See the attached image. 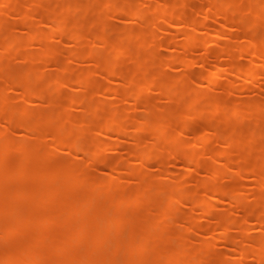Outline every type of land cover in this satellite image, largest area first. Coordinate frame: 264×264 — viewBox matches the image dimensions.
I'll return each mask as SVG.
<instances>
[{
	"label": "rangeland",
	"instance_id": "1",
	"mask_svg": "<svg viewBox=\"0 0 264 264\" xmlns=\"http://www.w3.org/2000/svg\"><path fill=\"white\" fill-rule=\"evenodd\" d=\"M191 20L200 26L194 29ZM194 38L205 44L187 47ZM243 49L264 54V0H0V131L14 146L0 161V172L13 174L5 187L38 184L17 176L21 166L69 168L79 184L63 179L60 197L38 209L58 212L62 201L92 195L86 221L110 218L113 203L131 199L120 210L124 222L93 254L96 264H120L125 256L118 246L145 231L155 234L136 264H155L177 234L190 264H264L257 259L264 246L256 244L264 243V68ZM241 65L252 79L235 70ZM25 89L31 94L22 99ZM216 102L226 118L208 121ZM12 111L16 119L9 123ZM106 120L112 127H103ZM35 147L48 153L45 160L27 159ZM188 151L198 152L196 161L186 159ZM8 196L0 191L1 201ZM168 199L175 208L161 216ZM14 201L24 211L32 206L25 196ZM246 210L256 214L246 218ZM13 214H0V226ZM61 231L59 224L47 228L50 236ZM225 234L237 243L227 244ZM35 235L34 227L9 237L0 232V254ZM87 249L80 241L36 264H62Z\"/></svg>",
	"mask_w": 264,
	"mask_h": 264
},
{
	"label": "bare ground",
	"instance_id": "2",
	"mask_svg": "<svg viewBox=\"0 0 264 264\" xmlns=\"http://www.w3.org/2000/svg\"><path fill=\"white\" fill-rule=\"evenodd\" d=\"M225 5L228 6L227 3H225ZM157 13L159 17L167 16L166 10H159ZM176 16H180V14H177ZM215 16L218 17L219 14L216 12ZM41 18L44 19L43 16ZM189 24L194 29L200 26V24L195 20H191ZM204 42L200 39L194 38L188 42L187 47L195 49L199 45L205 44ZM253 44L257 49L262 46L259 44L258 47L257 44ZM181 46L185 47L184 45ZM221 52H226V50L221 48ZM241 52L243 55L245 54L248 57H258L262 62V67L264 68L263 53H259V51L256 49H243ZM58 66L61 69L65 68L64 64L62 63H59ZM234 68L239 73H244L250 79L254 77V73L247 66H234ZM187 72L190 73L189 68L187 69ZM202 78L206 79V75L203 74ZM162 86L169 88L165 82H162ZM25 91V94H22V99H26L27 94H31L29 89H25ZM169 94L170 93L168 92L166 95ZM133 97L135 98V95H133ZM137 99L142 100L139 97H137ZM51 103H54V100ZM230 104L231 106H234L233 102H230ZM244 107L245 109L249 110L253 109V105L249 103L245 104ZM211 114V119L208 121L223 120L226 118L225 109L223 105L220 104V102L213 104L211 108ZM15 119V114L12 111L9 117V123H13ZM112 125L113 124L110 121L106 120L103 127L108 128L112 127ZM190 129H192L191 131L193 132L195 131V127L193 126L190 127ZM117 131L119 134H121L123 132V127L117 126ZM70 137L74 139L77 137V134L71 133ZM59 141L60 140L56 139V142ZM13 147V143L7 139V132L0 131V161L7 155V152L10 151V148ZM172 148L175 151L179 150L176 144H172ZM131 153L134 154V152ZM184 154L186 159L191 162L196 161L199 155L197 151H188ZM27 156V159L33 157L40 158L43 161L47 158L48 153L44 150H41L40 147H35L29 150ZM171 156H173V159H177L175 152H173ZM221 156L225 159H229L228 153H223ZM148 157L150 156H144L143 160L147 159ZM104 163L109 168H113L115 166V162L106 161ZM210 174L215 176L217 171L211 170ZM11 175L13 174L0 172V191L5 189L7 194L9 193L8 201L0 200V214L12 211L14 213V220L9 224L0 226V232L4 237H9L17 232H21L26 227H34L36 230V235L33 238H29L28 240H25V242L17 245L15 249L11 251H5L0 254V264H36L45 258L62 254L71 250V248L74 249V245H77V243L80 241L88 242V249L86 250V253L76 255L70 254L65 258L62 264H96L98 262L93 260V254L105 245L106 236L109 233L116 232L120 225L124 222L126 214L121 212L122 206H124V204H131L133 202L131 199H119L111 206L112 216L110 218L98 216L90 219L89 221L85 220L84 213L92 201V195H88L84 198V201H76L74 204H67L66 202L62 201L58 212L40 211L38 209L39 205L47 203L49 200L55 199L62 194V182H64L63 179L66 178L72 185L79 184V180L73 177V171L69 168L63 167H57L56 169H46L39 165H34L31 168L21 166L18 168V177L24 178L31 176L38 181V184L35 187L25 191H10V189L5 187L4 183L7 177H13ZM257 176L261 178V174L258 173ZM71 177H73V179H71ZM135 178H137L139 182L142 181V178L138 173L135 174ZM45 179L54 183L51 189L46 187L43 188L44 185L41 183H43L42 181ZM94 191L96 190L94 189ZM210 191L212 193L223 192L218 188H213ZM19 196H25L29 200L30 204L32 205L29 210L24 211L15 204L14 200H16ZM174 208L175 206L173 199H168L167 207L163 208L161 216H165L168 212L173 211ZM210 212L211 210L207 209L205 214L208 215ZM245 213L246 218H250L256 214L253 210H246ZM53 224L61 225L62 231L60 235L50 236L48 234L47 228ZM261 224L264 225L262 222ZM203 231H207V229L203 228ZM154 234L155 233L153 231H145L144 233L135 234L126 244L119 245L118 248L124 252L125 256L120 264H136L137 260L135 259L141 255L145 245L154 237ZM180 237L181 236L177 234L176 239L179 240ZM176 239L174 242L176 245L171 246L163 253H159V255L156 257L155 264H169L171 261H174L176 264H190L187 256L189 248L185 245H182V247L179 248L177 246L178 244L176 243ZM224 240L229 245H235L237 243V238L229 234H225ZM256 244L264 246V243L261 241H256ZM244 255H247V253L244 252ZM257 259L260 263L264 261V256H259Z\"/></svg>",
	"mask_w": 264,
	"mask_h": 264
}]
</instances>
